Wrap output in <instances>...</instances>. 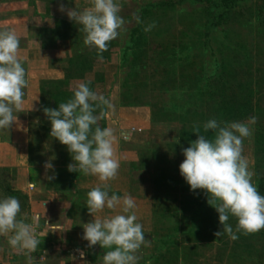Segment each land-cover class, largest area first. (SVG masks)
Listing matches in <instances>:
<instances>
[{
  "label": "rangeland",
  "instance_id": "obj_1",
  "mask_svg": "<svg viewBox=\"0 0 264 264\" xmlns=\"http://www.w3.org/2000/svg\"><path fill=\"white\" fill-rule=\"evenodd\" d=\"M68 1L0 0V29L16 27L19 32L21 21L27 20L33 23L32 27L28 26L32 35L43 33L54 18L70 21L66 11L59 10L61 3L69 9ZM73 2L79 3L80 10L84 9L82 0ZM120 8L118 14L125 20V25L109 46L114 51L113 59L104 65L98 64L96 70L104 79V92H108L105 98L113 105L112 109L105 106L103 109L116 111L117 103L127 101L151 105L148 108L151 122L136 123L144 127V132L128 140L119 138L122 163L115 178L123 190L121 197L130 195L134 199L137 222L142 224L145 232L146 240L137 253L140 257L137 264H141V252H153L155 256L151 264H264V229L251 234L236 231L237 219L230 215L228 224L238 238L233 240L227 233L215 236L222 229L218 212L206 202L205 191L191 190L179 171L185 158L182 148L189 147L190 142L197 139V133L182 126L184 123L180 120L186 118L183 112L170 110L172 103L187 100V96L179 92V87L187 92L189 85L197 79L201 85L203 78L211 72L221 73L222 78L213 81L214 85L221 82L222 90L219 89L217 94L223 93L224 99L238 104L242 114L233 111L230 116L217 118L218 114L206 106L204 97L195 110V121L204 125V119L210 117L223 126L256 117V122L250 125L252 135L243 139V155L249 161V170L254 173L252 182L264 195V185H258L264 181V0H238L236 3L222 0H123ZM134 15L140 17V23ZM153 23L155 26L145 31ZM132 28L135 31H131ZM81 29L82 26L77 24L75 30L67 31L72 48L64 56L92 49L84 44L85 33ZM130 35L137 39L135 48L128 50L132 62L119 67L118 56ZM50 43L46 42L49 46ZM57 59L52 57L54 65L60 64ZM100 75L96 78L99 79ZM24 124L19 120L17 126L23 127ZM136 124L125 121L118 132ZM3 130L0 129V133L7 138V132ZM200 131L204 134V130ZM28 133L30 144L47 146L50 142L37 135L38 126L30 127ZM178 135L184 142L182 145L171 143ZM28 155L31 160L38 156L45 158L44 153L34 151ZM14 175L12 170L0 169L1 199L7 194V187L15 183ZM2 181L6 183L2 184ZM86 200L87 195L85 200L74 204L76 216H80L77 220L82 223L93 219ZM195 205H200V217L189 232V212ZM55 211L58 212L56 208ZM120 211L119 208L110 210L113 215ZM168 234L171 236L163 253L157 249L160 247L158 241L148 239L150 235L165 238ZM108 250L98 244L90 248L89 252L94 256H90L89 264H103V255ZM2 254L0 260L4 262V255L8 258L10 253L6 250ZM74 256V264H88L81 260V256ZM57 257L69 261L61 252ZM20 262L18 259V264Z\"/></svg>",
  "mask_w": 264,
  "mask_h": 264
},
{
  "label": "clouds",
  "instance_id": "obj_2",
  "mask_svg": "<svg viewBox=\"0 0 264 264\" xmlns=\"http://www.w3.org/2000/svg\"><path fill=\"white\" fill-rule=\"evenodd\" d=\"M90 3L91 7L83 10L66 9L61 3L59 10L66 11L70 20L82 25L86 46L103 53L108 43L118 37L125 20L118 14L121 8L116 0H90ZM134 18L137 23L141 22L138 15ZM154 26V23L148 25L145 31ZM20 40L21 35L15 28L0 29V129L9 130L13 123L18 125V115L14 113L24 112L23 89L27 88L28 81L22 66ZM101 106L113 108L108 99L92 91L87 83H79L73 89L72 98L57 108L45 107L43 112L51 124L49 135L66 145L72 156L73 163L67 165V170L98 176L107 189L106 182L117 176L120 160L116 156L115 130L99 126L104 112L95 113ZM30 110H35L33 105ZM255 122L253 116L247 122L234 121L221 126L217 120L210 119L203 129L205 133L212 130L214 138H207L196 126L193 132L197 133V139L182 148L185 158L179 165L180 175L191 190H204L208 204L218 212L222 229L215 233L217 237L227 233L233 240L238 238L228 224L230 215L237 219L236 231L251 234L264 229V195L252 182L254 173L243 155V139L252 135L250 125ZM51 159L44 163L48 180L54 179V174L47 175L54 168ZM104 189L97 186L87 192L86 206L93 219L82 224V239L88 242V248L98 244L109 249L103 255V264H137L140 258L137 253L145 244L146 236L142 224L137 222L136 203L130 195H109ZM106 207L121 211L112 216L98 215ZM20 211L18 198L0 199V235L12 233L8 237L9 245L29 254L31 264L30 253L41 241L32 225L17 219ZM39 219V215L33 216V221L38 223ZM79 251L83 257L84 251Z\"/></svg>",
  "mask_w": 264,
  "mask_h": 264
},
{
  "label": "crops",
  "instance_id": "obj_3",
  "mask_svg": "<svg viewBox=\"0 0 264 264\" xmlns=\"http://www.w3.org/2000/svg\"><path fill=\"white\" fill-rule=\"evenodd\" d=\"M69 1L68 8L80 10L79 3L76 4L73 2L74 0ZM116 2L121 7L123 0H116ZM81 5L84 8L91 7L90 0H82ZM55 20L56 18L53 19L52 24L44 29V32L42 31L43 33L39 32L38 35H32V31L28 27H32L33 23H29L27 20L21 21L22 24L19 28V32L22 34L20 55L22 66L26 70L28 86L23 89L25 93L24 112L20 113L22 115L19 113H14V115H18V120L24 121L25 124L23 127H19L16 123H13L10 130H3V132H7V138H4L0 133V169H8L14 172L15 183L10 184L9 189L17 191V194L13 197L18 198L21 202L22 210L17 219H23L25 223L32 225L35 235L41 241L37 249L30 253L31 264L53 263L54 261L59 262L58 264H74V254L81 256L79 250L84 251L81 260H86L89 264L92 254L89 252L90 248L87 247L88 242L82 239L83 223L77 220L80 216H76L74 204L85 200L87 192L92 188L100 186L104 189L105 182L95 175L69 172L67 170V165L73 163L72 156L66 145L61 144L49 135L50 131L45 127L48 119L43 112V108L48 103L51 104L50 98L56 92L62 90L73 92V89L79 83H87L92 91L104 97L108 95L107 91L104 92L105 83L100 75L102 73L96 70L98 64L104 65L105 63H94L90 69L80 72L76 68H71L66 78L67 64L66 59L63 58L66 57L64 53L72 48V42L70 37L54 38L50 32H47L54 27ZM47 41L51 42L50 46L46 44ZM52 57L58 58L60 64L54 65ZM98 74L101 76L99 79L96 78V76H99ZM64 80L66 81L64 82ZM31 105L35 110L29 111ZM148 108L149 106L144 103L132 106L117 103L116 111L112 112L104 108V117L100 120V123L102 128L112 127L115 130L117 136L116 156L120 160V167L122 163V146H120L119 138L128 140L131 136L144 132V127L136 123L138 121H150V109L148 111ZM125 121H131L136 125L118 132V129L125 125ZM34 126H38V136L47 138L50 141L47 146L30 144L28 141V136H30L28 132L30 127L34 128ZM171 143L182 145L184 142L181 141L178 135L176 140ZM33 151L44 153L45 158L38 156L31 160L28 152ZM50 158H52L51 163L54 168L48 170L47 175L52 176L54 174L52 180L46 178L44 168V163L49 161ZM1 183L5 184L6 182L2 181ZM106 183L108 187L104 190H107L109 195L114 193L117 196H122L123 190L118 187V181L114 179ZM9 196L11 195L7 193L4 198ZM55 208L59 213L55 211ZM110 210L106 207L101 217L112 216L113 213ZM35 215L40 217L38 223L33 221ZM65 229L68 230L63 231ZM10 235L12 233L0 235V256L2 257L3 251L6 250L10 253L8 258L4 255L6 259H4V262L1 259L0 264H18V259L21 261L19 264H29V254L9 245L8 237ZM59 252L67 256L69 261L59 259L57 257Z\"/></svg>",
  "mask_w": 264,
  "mask_h": 264
},
{
  "label": "trees",
  "instance_id": "obj_4",
  "mask_svg": "<svg viewBox=\"0 0 264 264\" xmlns=\"http://www.w3.org/2000/svg\"><path fill=\"white\" fill-rule=\"evenodd\" d=\"M222 1L224 3L225 2L236 3L238 0H222ZM219 17H222V14H220ZM216 23H218V22H216ZM76 28H77V24L75 22H73L72 20L66 21V20L56 19L54 21V27L47 32L48 33L50 32L54 38L69 37L67 35V31H69V30L72 31V30H75ZM134 29L135 28H132L131 31H133ZM136 41H137V39H135L132 35H130L127 38V40L125 41L124 46L121 48V53L118 56V59H119L118 66L119 67H123L127 63L130 64V62H132V55H131V53L129 54L128 50L135 48ZM110 45H111V41L108 43L107 51H104L103 53H98L95 48H92L90 50L82 49V50H80V52H78L75 55L66 56V64H67L66 72H65L66 78H67L68 73L70 72L71 68H76L80 72V71H85L87 69H90L94 63L110 62L114 56V51L110 50V48H109ZM221 78H222L221 73H215L213 71L203 78L204 82L201 85H199V83L197 81L199 79H197L192 85H189V89L187 92H184L183 88L179 87L180 88L179 92H181L182 96H187V100H184L180 104H178V103L173 104L172 103L170 105V110L173 112L174 111H178L180 113L183 112V114H184V116H186V118H185V120H182V119L180 120V122L182 121L184 123V124H182V126L184 125L186 128L193 129V130L196 126H199L200 129L204 130L203 125H201L200 122H196L195 118H194V115L196 113L195 110H197L198 106L201 104V102H203L204 97L206 98V100H204L206 106L218 114L217 118H221L224 116L225 117L230 116L233 113V111H235V112L238 111L239 115L242 114V110L239 109L238 104H235V102H233V101L229 102L228 99L227 100L224 99L223 93L217 94L219 89L222 90L221 82L220 83L218 82L217 85H214L213 81L216 79H221ZM65 81L66 80H64V82ZM72 96H73V92H64L63 90L58 91L54 94V96L53 95L51 96V98H50L51 104L48 103L45 107L57 108L60 103L67 102V100L72 98ZM137 104H139V103H137V101L136 102L127 101L124 103V105H130V106L137 105ZM144 104H146V103H144ZM146 105L150 106V108H151V105H149V104H146ZM103 107L104 106H101V108H97L95 114H98L101 111H104ZM210 119L211 118L208 117L207 119H204V120H205V122H207ZM99 126L102 128V125H99ZM45 127L47 129H49V131L51 130V124H50L49 120L46 122ZM209 132H207V133L204 132L205 136L209 139L214 138L215 133H211V132L209 133ZM258 185L263 186L264 181ZM75 192H77V190H75ZM7 193L10 194L11 196H14L17 194V191L10 190L7 187ZM206 202H207V200H206ZM199 207H200V205L199 206L195 205V207L189 212V217H188L189 225L187 227L189 232L192 231V229L196 226L197 221L200 217ZM170 236L171 235L168 234L165 238H162V237L156 238L154 235L153 236L150 235L149 241H154V240L158 241L160 243V247L157 249L162 250V253H163V250L165 251V246L167 245V242L169 241ZM163 246H164V248H163ZM141 253H142L141 264H151L150 261L155 256L153 254V252L152 253L150 252L148 254H146L145 252L144 253L141 252ZM92 256H94V254Z\"/></svg>",
  "mask_w": 264,
  "mask_h": 264
},
{
  "label": "built area",
  "instance_id": "obj_5",
  "mask_svg": "<svg viewBox=\"0 0 264 264\" xmlns=\"http://www.w3.org/2000/svg\"><path fill=\"white\" fill-rule=\"evenodd\" d=\"M31 186V185H30Z\"/></svg>",
  "mask_w": 264,
  "mask_h": 264
}]
</instances>
